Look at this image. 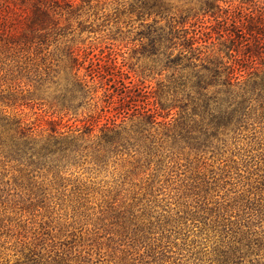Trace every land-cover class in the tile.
I'll list each match as a JSON object with an SVG mask.
<instances>
[{
    "label": "rangeland",
    "instance_id": "obj_1",
    "mask_svg": "<svg viewBox=\"0 0 264 264\" xmlns=\"http://www.w3.org/2000/svg\"><path fill=\"white\" fill-rule=\"evenodd\" d=\"M205 2L75 0L81 9L69 16L65 36L40 51L32 45L0 52V117L34 122L36 138L64 125L83 134L90 117L98 120L96 135L114 118L133 136L104 157L88 147L91 140L51 160L17 152L0 127V264L264 261V243L252 255L233 256L243 232L264 241V117L206 138L141 126L132 116L135 105L152 107L155 94L162 114L173 103V69L168 51L154 42L155 29L210 32L197 45L218 41L216 8ZM218 4L237 17L258 16L264 5ZM89 69L100 79L93 81ZM168 112L158 119L175 122L179 110Z\"/></svg>",
    "mask_w": 264,
    "mask_h": 264
},
{
    "label": "trees",
    "instance_id": "obj_2",
    "mask_svg": "<svg viewBox=\"0 0 264 264\" xmlns=\"http://www.w3.org/2000/svg\"><path fill=\"white\" fill-rule=\"evenodd\" d=\"M225 1L205 2L207 8H216L213 15L218 23L214 31L217 42L197 45L204 36L203 42L212 37L208 36L210 32L197 29L188 31L172 25L168 31L162 27L153 31L154 42L168 51L167 67L173 69L170 80L173 103L164 114L161 112L165 109L162 97L158 94L153 96L152 107L147 103V106L135 105L132 116L140 117L141 126L163 124L167 129L179 128L188 134L208 138L235 133L249 121L264 117V5L258 16L250 13L237 17L229 8L222 11L218 2ZM81 5L75 0H0V52H17L32 45L40 51L43 44L65 36L71 28L70 17ZM69 54L73 55L74 51L70 50ZM88 76L94 81L101 75L97 69H89ZM125 89L120 98L128 96L129 88ZM174 108L179 110L175 122L158 119L160 116L166 118L168 111ZM97 122L90 117L83 134L78 132V127L64 125L67 128L64 131L54 127L51 136L36 138L34 135L37 132L41 135V131L34 122L24 117H0L2 133L13 138L17 152L51 160H57L58 154L67 150L76 152L91 140L88 147L104 157L116 153L118 147H124L133 139L123 125L124 119L116 122L112 118L103 123L98 127V135L94 133ZM255 235L256 231L241 233L233 256L242 259L254 254L252 248L264 243L254 240ZM228 261L227 264L234 262L229 256ZM252 264H264V261L256 259Z\"/></svg>",
    "mask_w": 264,
    "mask_h": 264
}]
</instances>
